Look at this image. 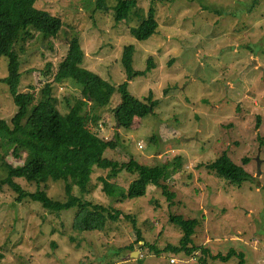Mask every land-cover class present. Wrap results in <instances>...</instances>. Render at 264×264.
I'll return each instance as SVG.
<instances>
[{
	"label": "rangeland",
	"instance_id": "374dc122",
	"mask_svg": "<svg viewBox=\"0 0 264 264\" xmlns=\"http://www.w3.org/2000/svg\"><path fill=\"white\" fill-rule=\"evenodd\" d=\"M97 1L36 2L37 9L60 18L62 26L50 41L34 33L16 45L20 91H36L40 98L69 42L79 39L85 69L115 88L127 83V92L139 101L151 95L156 102L152 114L134 118L123 129L114 114L120 103L116 91L110 106L97 110L102 116L98 134L109 140V160H132L148 168L179 162V173L167 183L173 204L151 185L143 197L119 203L99 184L85 198L119 211L120 219L108 221L103 231L79 232L73 228L75 209L56 213L28 199L19 203L10 187H0V264H139L138 258L141 264H239V258L226 263L212 258L232 249L244 264H264V0H136L140 15L146 16L151 4L155 9L158 29L145 41L135 40L129 31L139 16L116 23L113 10L98 9ZM116 2L107 0V5ZM127 45L134 48L133 71L146 72L130 81L121 65ZM148 60L152 69L146 71ZM7 76L8 59L3 57L0 81ZM53 96L62 114L69 108L92 111L72 84L55 87ZM16 111L0 82V119L10 122ZM224 153L249 175L240 185L208 171ZM27 158L9 162L19 167ZM107 175L96 170L93 181ZM135 178L121 174L116 182L127 188ZM17 182L26 192L37 190L34 183ZM47 194L63 201V182H50ZM74 194L82 196L78 188ZM172 216L197 219L192 244L206 254L163 251L180 246L183 236ZM137 232L160 254L140 249ZM129 245L132 249H124Z\"/></svg>",
	"mask_w": 264,
	"mask_h": 264
},
{
	"label": "trees",
	"instance_id": "16d2710c",
	"mask_svg": "<svg viewBox=\"0 0 264 264\" xmlns=\"http://www.w3.org/2000/svg\"><path fill=\"white\" fill-rule=\"evenodd\" d=\"M37 1L0 0V61L3 57L8 59V76L0 82L8 88L17 109L10 122L0 119V187H10L17 194L16 201L19 203L28 199L56 213L75 209L73 228L79 232L103 231L108 221L117 222L120 219L119 211L110 210L85 198L94 194L100 187L99 184L108 197L116 199L119 203L143 197L147 187L151 185L159 188L172 205L175 195L167 183L179 173V162L148 168L132 160L128 163L109 160L106 158L109 140L98 134L102 126V116L97 110L107 109L116 91L120 95V103L114 109V114L117 124L123 129L129 128L134 118L142 119L152 114L156 102L152 101L151 95L139 101L127 92V83L115 88L100 76L85 69V52L79 39L75 38L69 42L64 59L58 65L51 84L41 91L40 98L36 91H20L21 57L16 51V45L21 40L31 39L34 33L50 41L57 37L62 26L60 18L37 9ZM136 5V0H117L114 7H109L107 0L97 1L98 9L113 10L116 23L129 20L131 15L139 16L140 22L129 31L135 40L145 41L158 29L155 9L151 4L146 16H143ZM133 52V46L127 45L121 55V65L127 81L143 77L146 73L133 71ZM147 67L146 71L152 67L150 60ZM68 83L81 91L82 98L91 104L92 111L81 114L77 108H69L64 114L59 112L53 89ZM23 155L28 157L23 166L14 167L9 162L11 157L21 160ZM243 162L244 166L249 165L248 159ZM207 168L218 178L238 185L249 176L227 153ZM96 170L108 173L107 176H99L97 183L93 181ZM121 174L136 178L125 188L116 182V178ZM17 179L34 183L37 186L36 192H26ZM57 181H62L64 185L63 201L53 200L47 194L48 184ZM75 188L79 189L81 197L74 194ZM124 218L128 217L124 215ZM171 221L181 229L183 236L180 246L170 245L163 251L175 255L184 253L185 256H193L198 251L206 254L205 249L192 244V236L198 225L197 219L172 216ZM139 242L144 244L140 246ZM135 244L140 249L146 248L148 252L160 254L157 249L144 242L139 232ZM126 248L132 249V246L124 249ZM212 258L215 262L223 263L239 258V264H244L242 257L233 249L225 257ZM137 261L141 264L139 258Z\"/></svg>",
	"mask_w": 264,
	"mask_h": 264
},
{
	"label": "built area",
	"instance_id": "2783aa9c",
	"mask_svg": "<svg viewBox=\"0 0 264 264\" xmlns=\"http://www.w3.org/2000/svg\"><path fill=\"white\" fill-rule=\"evenodd\" d=\"M171 264H176V261H175V260H172V261H171Z\"/></svg>",
	"mask_w": 264,
	"mask_h": 264
}]
</instances>
